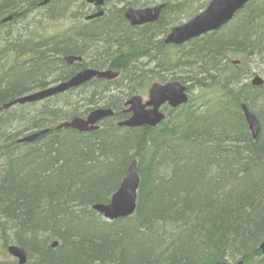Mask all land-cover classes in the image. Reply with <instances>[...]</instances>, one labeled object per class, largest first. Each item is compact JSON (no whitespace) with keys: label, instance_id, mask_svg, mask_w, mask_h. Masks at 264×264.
I'll use <instances>...</instances> for the list:
<instances>
[{"label":"trees","instance_id":"1","mask_svg":"<svg viewBox=\"0 0 264 264\" xmlns=\"http://www.w3.org/2000/svg\"><path fill=\"white\" fill-rule=\"evenodd\" d=\"M111 1L106 0L105 14L102 17L84 21L82 18L87 14L85 10L89 7L86 0H56L53 4L42 8L41 10L44 12L40 14L41 18L32 24L27 21V18L33 9L39 8L36 0H0V106L26 93L67 80L85 67L113 68L116 70L137 69L144 58L165 51V37L158 38V36L167 35L176 16L189 19L206 6L199 4V0H161L167 6L162 11L159 20L142 26H132L125 18L126 5L146 6L155 3L157 0H118V3H123L122 6L111 3ZM54 6H57L58 12L53 9ZM11 12L14 14L13 20L4 24L1 21L2 17ZM175 14L178 15L175 16ZM263 17L264 0H254L239 12L234 18L235 21L232 20L233 22L228 26H231L233 35L243 33L247 36L246 38H249L255 31L259 30L260 35L256 37H261L264 35V21L259 22ZM59 21L68 22V26L63 25L65 27L56 32L52 28L55 26H50L49 23L53 24ZM255 23L257 24L252 27ZM69 24L71 25L69 26ZM247 30L250 31L247 33ZM215 35V33L207 34L191 41L189 49L183 56L179 54V59L184 60L187 64L190 63L191 55L196 56L198 52L203 53L206 50L208 42L204 43V40ZM68 54L82 55L84 59L81 63L70 65L64 61V57ZM219 59L221 61L216 60L212 66L206 68L208 72L214 70L215 73L216 69H226L228 66L238 67L230 64V60L227 61L229 58H222L221 56ZM223 65L224 68H221L220 66ZM235 70L240 76L236 81V84H239L242 81L243 72L239 69ZM207 75L212 81L216 79L215 76ZM111 83L96 79L85 85L84 91L77 92L78 99L69 104L71 111L68 115H78L100 103L111 104L110 98L114 97L111 94ZM196 83L201 84L200 80H197ZM138 85L139 82L135 81L133 86L135 91L140 89ZM194 86L195 84H191L189 88L194 89ZM109 89L110 93L107 94ZM214 91L212 90V92ZM208 94L210 93L202 91L198 97L204 99ZM211 96V100L224 102V105L229 106L235 115L243 119L244 115L241 109L243 100L236 88L223 90L219 93L218 99L214 93H211ZM195 98L192 96V99ZM249 102L254 108H258L261 114L263 110L262 116H264V105L262 109L260 106L264 102V97L260 96L258 100L251 98ZM42 109L45 111L35 118L36 122L32 127L30 126L31 128H42L66 117L59 113L54 106L42 107ZM164 133L165 131H162L161 127L146 128L140 139L134 138L128 130L118 127L113 122L106 123L103 129L99 131L86 134L71 129H52L47 135L55 138V145L43 141L41 138L44 136L35 143L27 144V149L23 150V155L11 159L16 161L17 166L25 163L22 171L13 175L9 172V179H7L9 183L7 180L4 181L5 185L0 191L3 199L10 204V207L13 204H21L20 209L16 208L18 211L16 215L9 218V225L7 227L0 225V241H3L4 252H6L9 242H15L22 246L30 245V243L40 246L34 240L39 242L47 239L49 253L51 255L59 254L58 258L62 259L65 254L64 247L69 246L71 242L67 239L66 233L69 229L59 225V222L68 219L69 222L74 223V226L76 222H82L81 225L79 223V227L75 226V229L77 231L79 229L78 232L83 235H77L79 239L88 238L89 242L79 240L78 243L82 246L80 248L84 251L86 246L95 247L96 252L99 250L98 254L104 264H152L150 261L152 255L162 254L165 256L168 250L175 251L174 244L178 240V231L183 226L200 230L205 238L197 251L195 250L200 253L198 258L191 259L182 254V262L179 259L177 262H173L174 264H214L220 259L237 260L239 258H243L245 264H264V255L259 248L264 238L262 233V229H264V205L261 204L255 208L252 207V209L246 207V210L243 209L239 213L240 215L233 218L234 220L230 219L228 213L221 223H218V219L201 223L198 214L191 213L192 216H190L181 212L182 217H180L181 213H177L178 211L173 208L172 202L166 203L168 200H174L177 203L181 196L178 194L179 190L190 189L192 183L200 186L201 182L190 175L182 165L175 163L171 155H168L164 146ZM87 135L91 138L86 139ZM262 135L263 132H261L257 142L261 143L260 146L264 151ZM78 136L82 137V140H78ZM88 142H90L89 145ZM103 142L107 149H105V160L99 159L100 152L104 149ZM22 145L24 144H19L15 139H12L7 149L10 148V150L18 153V149L15 147ZM67 145L70 148H67ZM195 145L201 146L200 143H195ZM62 147H65L66 153H63ZM91 147H94L95 155L91 156L93 160L88 163L84 157L87 152L90 155ZM0 149H2L1 146ZM48 151H52L54 157ZM114 151L120 153L111 154ZM210 151H212L211 148ZM56 152H60L59 156ZM29 153L35 154L33 161L26 158ZM81 153H84V157L80 158L82 162L78 159L82 155ZM2 155L5 159L7 158L5 152L0 153V156ZM108 155H111L110 159H107ZM198 155L206 162L217 163L211 156H206L203 146L200 147ZM133 156L139 160L138 170L141 179L136 212L132 217L109 222L101 214L92 210L91 205L95 202L109 201L112 193L119 186L128 162ZM43 157L47 158V164L37 168L35 173L37 183L32 185L30 180L25 179L27 168L31 164L35 166L34 162L40 161ZM59 157H61L62 162H58ZM119 162L121 167L119 177L109 187L107 182L113 181L114 178L108 172L105 177H101L100 174H103V169L109 171L110 167L100 168V166L104 163L112 165ZM5 165L7 164L0 166L2 173L5 172L3 168ZM50 167H54L51 173L41 174L43 169L48 170ZM163 170L168 173L167 177H169V179L163 177L164 181L168 180L171 183L168 190L176 195L172 196L170 193V198L165 193L166 189L158 191L150 187V191L145 193L146 183L150 175L153 179L156 176L162 177L164 175ZM62 174L69 175L72 180L68 190L65 189L68 185L64 184L61 178ZM2 176L5 175L2 174ZM209 176L210 174L205 175L203 180L208 181ZM182 192H186L182 194V197L186 199V203L193 204L191 206H198L199 203L204 202L200 198L190 199L191 193ZM11 196L12 198H10ZM67 196L73 202L69 207L65 206L67 200L63 201L64 206L61 204L62 199L64 197L67 199ZM74 203L76 205H73ZM205 210L210 211L211 209L208 206ZM27 212L28 214H26ZM203 212L201 215H205ZM1 221L0 218V223ZM119 224H133L139 238L135 235L130 236L131 238L120 236L118 232L122 229ZM2 225L4 224L2 223ZM10 226L12 227L10 228ZM48 229H51L54 235L63 234V238L66 239L64 245L61 244L57 252H53V249L49 247L52 234L48 232ZM112 230L117 232L116 235L119 236L110 233ZM108 235H111L108 238L111 241L104 243V240H108L106 239ZM77 241L78 239L73 242L76 243ZM30 246L26 248H34L33 245L31 248ZM71 247L73 251L75 248L73 245ZM145 247L149 250L144 249ZM202 248L206 251H203ZM33 250L36 252V249ZM73 252L77 256L78 251ZM185 252L182 249V253ZM171 259L172 257L164 261ZM33 260H36L35 257ZM38 260L47 262L48 258L46 255L40 254ZM80 260L83 261L86 258H76L74 264ZM9 262L0 258V264H9Z\"/></svg>","mask_w":264,"mask_h":264},{"label":"rangeland","instance_id":"2","mask_svg":"<svg viewBox=\"0 0 264 264\" xmlns=\"http://www.w3.org/2000/svg\"><path fill=\"white\" fill-rule=\"evenodd\" d=\"M209 1L210 0H199V4L207 5ZM159 2H161V0H157L155 3H151L149 5H153ZM111 3L117 4L118 6L123 5V3H118V0H112ZM42 12L44 11L32 10L29 13V18H27V21L31 22L32 24L34 22H38V19L41 18L40 14ZM176 15L178 14H175V16ZM175 18L176 19L173 20L174 24L171 25L170 29L173 26L175 27L176 25L183 24L188 20V18H182V16H176ZM262 21H264V17L262 18V20H260L259 23H261ZM49 24L50 26H55L52 28L53 30H56V32H58L60 28H64L65 26L63 25L68 26V22L66 21H59L53 24ZM256 24L257 23H255L252 27H254ZM249 31L250 30H247V33ZM259 35V30L255 31L249 38H246L247 36L243 33L233 35L231 33V26H226L222 31L217 33L212 38L205 39L204 43L208 42L206 50L203 53L198 52L196 56L191 55L190 63L188 64L185 63L184 60L181 61L179 59V51L183 50L186 46H182V48L180 49L171 46L169 50L157 54L149 60H144L142 65L137 69L130 68L122 73V77L115 85L114 89L116 91H124L123 93L126 94V99H128L130 95L134 93L132 92V89L129 85V80L131 76L136 73V70L139 71V74L143 75V77H140L142 78L140 80L150 79V83L148 81L149 85L147 87L145 86L140 91L135 92L141 94L144 99L148 98V88L155 80H182V82L188 84H195L197 80H200L201 83H207L209 81V77L207 74H210L211 76H215L216 78L212 82L216 88L221 90H223L222 88L227 90L236 88L240 92V98L243 100V102L252 106V104L249 102L251 98L264 96V85L259 88V84L253 83L254 75H260L264 79V35L261 37H256ZM163 37L165 36H158V38ZM252 40L255 41V47H253V45L251 46L250 42H252ZM221 56L222 58H229L227 61L231 59L230 64H234L232 62L233 60L239 59L241 60V63L237 68L228 66V68L226 69H216L215 73L214 70H209L208 72L206 68L212 66L216 62V60H218L219 62L221 60L219 59L221 58ZM234 66L236 67L235 64ZM220 67L224 68V65ZM235 69H239L246 74V77L242 74V81L239 84H236V81L240 76ZM252 88H254L255 90H252ZM204 90L209 89L205 88ZM72 99L74 100L73 94L65 93L64 95L52 97L42 102L39 101L34 102L33 104L15 105L14 107H11L9 109L0 110V146L2 148L0 149V153L5 152L7 157L5 159L3 155L0 156V166L4 165L5 163L7 164L3 167L5 172L2 173L0 171V191L5 185L4 181L9 179V172H11L12 175L14 173H18L22 171L25 164L23 163L17 166L16 161H12L11 159L18 155H23V150L27 149L26 145L36 142H26V144L24 143V145L22 146H16L15 148L18 149V153H16L13 150H10V148L7 149L11 144L12 139L19 137V134L20 136L26 135L27 133L35 129L30 128V126L32 127L34 122H36L35 118L39 117V114L45 111V109H42V107L54 106V108L58 110L59 113L63 114L65 111H69V106H66V104H69ZM117 99H121V96H116L114 98V102L111 104L103 105L102 103H100L98 104V106L112 107L113 109H115L114 111L116 112L117 117L118 114H121V107H124L123 103H119ZM223 104L224 103L221 104L211 99H197L190 101L182 111L181 115L177 119L173 118L171 120L170 126L167 123L163 128V131H165L163 135V138H165L164 146L167 149L168 155H171L175 163L182 165L190 175L201 182L200 186L196 183H192L190 189L186 188L179 190L178 194H180L181 196L180 199L177 200V203H175L174 200H168L166 201V203L170 204L172 202V205H174L173 208L178 211L177 213L182 212L184 213V215L190 216H192L191 213L198 214L199 221L201 223H207L208 221H215L217 219L218 223H221L224 216L228 215V213L231 217L230 219L234 220L233 218H235L237 215H240L239 213H241L243 209L246 210V207L252 209V207L255 208L261 204L264 205V151L260 146L261 143L257 142L258 139L254 140L252 138V135L250 134L245 122L242 119L238 118L235 114L231 113L229 106ZM261 105L263 106L264 102H262ZM86 112V114H84L83 116H86L88 114V110ZM178 112L179 111L172 110L170 107L166 106V113L168 114L166 122H169L171 114L177 115ZM112 117L113 118L107 119V121H118L116 117ZM117 118L121 119L122 116H119ZM113 119H115V121H112ZM177 120L180 121L179 124L181 126L176 124ZM261 120H263L262 139L264 140V116L262 115ZM101 124L102 123L100 122V126H104ZM142 128L143 127L138 126L135 128H129L127 130L134 138L140 139L142 132H145V128H143L144 130ZM187 131L192 134V140H197L198 142H200L201 146H196L194 143L182 139V132ZM47 134L48 133L44 134V137L41 139H43V141L47 143L50 142V145H55V138ZM89 138L91 137L87 135L86 139ZM77 139L82 140V137L78 136ZM89 144L90 142H88V145ZM102 146L104 149L100 152L99 159L105 160L107 149L104 142ZM202 146L206 156H211V158H213V160H215L217 163L211 161L206 162L198 155L200 147ZM66 147L70 148L68 145ZM62 148L63 153H66V149H64L65 147ZM210 148L212 149V151H210ZM93 149L94 147H91L89 150L90 155L87 152L85 157L84 153H81L82 155L78 157L79 161L82 162L80 158L84 157L86 161L90 163L93 160L91 156L95 155ZM48 153L51 154L52 157H54V153L52 151H48ZM119 153L120 152L114 151L111 154L117 155ZM56 154L59 156L60 152H56ZM110 156L111 155H108L107 159H110ZM120 162L116 164L114 163L112 165H106V163H104L100 166V168L110 167L109 171H105L103 169V174H100L101 177H105L108 172L114 178L113 181L107 182L109 187L114 184L119 177V173L121 171V167L119 166ZM55 165L56 163L54 164V167ZM54 167H50L48 168V170L43 169L41 171V174L47 175L49 172L51 173V170ZM163 173L164 175H162V177H154V179H156L157 181H155L150 175V178L146 183L145 193H148L150 191V188H153V190L157 189L158 191L166 189L165 193H167L170 198V193L172 196L176 195L175 193L168 190L171 187V183L168 180L164 181V178L169 179V177H167L168 173L165 170H163ZM2 174H4L5 176H2ZM207 174H210V179L208 181H204V176ZM110 175L108 176L107 180L109 179ZM61 178L64 184L68 185V187L65 188L68 190V188L72 184L70 176L62 174ZM7 183H9V180H7ZM172 184L174 185L173 182ZM182 191L191 193L190 199L200 198L204 202L199 203L200 205L198 204V206H191L193 204H188L189 202L186 203V199L182 197V194L186 193ZM10 198H12V196ZM63 201H66L65 206L67 207L71 206L73 203L72 200L68 199V196L67 199L66 197H64V199H62L61 201V204L64 206ZM69 202L72 203L70 204ZM248 202L250 203L248 204ZM20 205V203L18 205L13 204L12 207H10V204H8L0 194V216H2L0 217L2 219L0 223L1 226L7 227L9 225V218L16 215V213L18 212L16 211V208L20 209ZM73 205L76 204L74 203ZM208 206L211 209L210 211L205 210V208ZM202 211H204L203 213L205 215H201ZM174 212L176 213V211ZM182 213L179 215L180 217H182ZM133 215H130L127 218L132 217ZM2 223L4 225H2ZM73 224L74 223L69 222L68 219L59 222V225L67 228V230L69 229V231H66V233L68 235L67 239H69L70 242L78 239L76 244L73 245V248H75L73 251H78L76 257L78 259L87 258L88 255H92L88 253V249L90 247L86 246V248L84 249V251L87 252L86 253L80 248L82 246L78 242L79 240H85L86 242H89V239H79V236L77 234L81 233L78 232L79 229L78 231L75 229ZM11 227L12 226H10V228ZM119 227L122 229L118 232L120 236L131 238L130 236L135 235L139 238L138 233L135 232L133 224H119ZM48 232L50 234H53V231L51 229H48ZM200 232V230L190 229L183 226L178 231V240L174 244L175 251L172 252L171 250H168L165 256H162V254H159L157 256L152 255V259L150 261L152 262V264H174L173 262H177L179 259L182 262V254L191 259L198 258L200 256V253L196 251L201 246L202 240L205 238L204 234ZM110 233H113V235L117 234V232L113 230L110 231ZM262 233L264 234V229H262ZM2 242L3 241H0V258L10 261L9 264H20L12 255H10L8 252H4V249L2 248ZM28 243H30V241H28ZM49 243H51V241ZM31 244L34 247L32 249H35V244L30 243V245ZM60 247V244L53 246V252H57ZM146 247L144 249H147ZM42 249L44 250L42 251L40 249V254L47 256L48 264H65L64 257L61 259L58 258L59 254L51 255L47 247L43 246ZM182 249L186 252L182 253ZM202 250L206 251L203 248ZM26 252L27 258L22 264H31V262L34 261V257L40 255L36 252L31 253L29 250ZM171 257V260L166 262L164 261Z\"/></svg>","mask_w":264,"mask_h":264},{"label":"water","instance_id":"3","mask_svg":"<svg viewBox=\"0 0 264 264\" xmlns=\"http://www.w3.org/2000/svg\"><path fill=\"white\" fill-rule=\"evenodd\" d=\"M51 0H41V4H47ZM251 0H211L207 7L198 13L188 22L174 27L166 38L167 43L182 44L194 37H198L201 34L209 31H215L222 27L226 22L232 19L237 11L242 9L246 3ZM87 2L94 4L95 6H103L105 0H87ZM165 4H158L155 6L134 8L129 7L126 12V18L130 23L134 25L144 24L147 22L156 21L164 8ZM104 10H100L96 13L87 16V19H92L103 15ZM10 15L4 19V21L12 19ZM82 56L68 55L65 57V61L68 63H74L75 61H81ZM118 72L112 70H97L93 68H86L79 71L76 75L67 81L60 82L59 84L38 90L36 92L28 93L19 97L11 102L5 104L3 107L8 108L17 103H27L38 101L43 98L52 96L54 94L66 91L72 87H77L85 82H88L94 77L98 78H114L118 76ZM260 79L256 76L254 83H260ZM186 87L179 81L168 82L165 85L154 84L150 90V99L143 104L140 96L131 98L127 104H131L129 110L133 111L132 117L127 120L126 124L137 125H156L163 118L164 115L159 111V107L162 103L169 101L173 106H178L188 101V94L185 92ZM146 106L150 108L146 109ZM244 114L249 125V128L254 137H257L260 132V122L256 114L250 111L246 104L243 105ZM112 114L111 109H97L92 111L86 119L77 117L71 121L63 122L59 127H72L81 131L92 130L98 128L95 123L104 117ZM48 130H41L35 134H32L24 140L32 141L47 132ZM140 177L137 168V159H133L126 171V174L121 181L118 189L113 193L108 203H96L93 207L98 212L102 213L105 218L109 220H115L121 217H126L132 214L136 208L137 189L139 187ZM262 251L264 253V241L261 244ZM9 251L12 255L19 258V262L22 264L27 258V253L22 247L18 245H10ZM244 261L238 260L231 262L228 260H218L215 264H243Z\"/></svg>","mask_w":264,"mask_h":264},{"label":"bare ground","instance_id":"4","mask_svg":"<svg viewBox=\"0 0 264 264\" xmlns=\"http://www.w3.org/2000/svg\"><path fill=\"white\" fill-rule=\"evenodd\" d=\"M53 9H55V10H57V12H58V8H57V6H54V8ZM130 25H132V26H137V25H134V24H132V23H130ZM241 41V40H240ZM254 40H252V42H250L251 43V46L253 45V47H255V41L253 42ZM184 53H186V50H182V56L184 55ZM68 55H77V56H79L78 54H68ZM66 62V61H65ZM67 64H70V65H72V64H75V63H81V61H75L74 63H68V62H66ZM240 63H241V60H240ZM240 63H239V65H240ZM81 70V69H80ZM79 71V70H78ZM243 72V71H242ZM249 72V71H248ZM243 75L246 77V74L243 72ZM258 77H259V79H260V81H262V82H264V79L260 76V75H258ZM253 82H254V79H253ZM251 86H252V84H251ZM259 88L261 87L260 85L258 86ZM249 89V88H248ZM251 90V89H250ZM252 90H255L254 88H252ZM111 91L113 92V90L111 89ZM110 93V89L108 90V93L107 94H109ZM253 93V92H252ZM65 94V91H63L62 93H61V95H64ZM18 98V97H17ZM16 99V98H15ZM15 99H13V100H15ZM76 99H78V98H76ZM254 100H258V97H254L253 98ZM39 122V121H38ZM33 133H29L28 135L30 136V135H32ZM29 151V150H28ZM30 152V151H29ZM29 161H33L34 160V158H35V154L34 153H29L28 155H27V157H26ZM59 161L58 162H62V159H61V157H59V159H58ZM34 164H35V166L34 165H32L31 164V166H29L28 168H27V171H26V180H30V182L32 183V185L33 184H36L37 182H36V178H35V173H36V171H37V168L38 167H41L42 165H45V164H47V158H45V157H43V158H41L40 159V161H37L36 163L34 162ZM34 191H35V189H34ZM26 214H28V212L26 213ZM79 223H80V225H81V221H79V222H76L75 223V226H77V227H79L78 225H79ZM74 226V227H75ZM69 231V230H68ZM105 234H107V233H105ZM63 234H52L51 236H50V240H52L51 241V243H50V246L49 247H53V246H55V245H64V242H65V238H63ZM116 236H119V235H116ZM109 237H111V235H108V237L107 238H109ZM46 241H47V239H43V240H40L39 242L38 241H36V240H34V242L37 244L38 243V245H40V246H35L36 248V252L37 253H39L40 254V249L43 251L44 249H42V247L44 246V247H47V243H46ZM108 241H111V239H108V240H104L103 242L104 243H107ZM13 245H15V242H11ZM76 243H74V242H71V244L69 245V246H67V247H64V252H65V254H64V258H65V264H74V262H75V260H76V256H75V254H74V252L71 250V246L72 245H75ZM27 246H30V245H20V247H22V249H24L25 251H30L31 253H34L35 251L33 250V249H29V248H26ZM32 247V244H31V246H30V248ZM95 251H96V248L95 247H90L89 249H88V253H90V254H92L91 256H89V257H87L86 258V260H83V261H79V262H77L76 264H104V261L102 260V258H101V256L98 254V252H99V250H97V252L95 253ZM84 252H86V251H84ZM27 253V252H26ZM83 253V252H82ZM87 253V252H86ZM86 255V254H85ZM35 259L37 260H34L33 262H32V264H48V262H45V261H39L38 259H39V256H36L35 257ZM21 264V263H20Z\"/></svg>","mask_w":264,"mask_h":264},{"label":"flooded vegetation","instance_id":"5","mask_svg":"<svg viewBox=\"0 0 264 264\" xmlns=\"http://www.w3.org/2000/svg\"><path fill=\"white\" fill-rule=\"evenodd\" d=\"M10 15H12V12H11V13H7V14H6V16H10ZM128 113H129V112H128Z\"/></svg>","mask_w":264,"mask_h":264}]
</instances>
